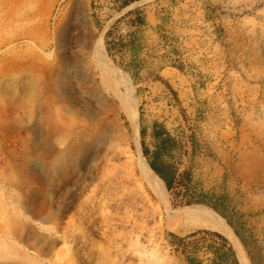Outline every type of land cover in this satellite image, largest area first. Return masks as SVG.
Returning a JSON list of instances; mask_svg holds the SVG:
<instances>
[{
    "label": "rangeland",
    "instance_id": "1",
    "mask_svg": "<svg viewBox=\"0 0 264 264\" xmlns=\"http://www.w3.org/2000/svg\"><path fill=\"white\" fill-rule=\"evenodd\" d=\"M174 2L158 3L161 16ZM125 3L0 0V118L21 123L0 153V264H188L171 233L212 229L164 210L142 183L138 159L175 178L165 186L171 211L204 205L193 200L199 191L226 195L233 219L264 255V163L253 156L238 163L241 117L232 116L231 138L215 142L191 124L196 141L188 159L186 147L171 140L178 131L165 110L170 91L146 92L145 78L157 68L142 53L145 42L128 36ZM193 6L220 28L229 14L231 27L248 29L222 35L225 48L264 65V0ZM258 102L244 126L264 139V95ZM206 109L201 103L200 118ZM197 257L205 258L201 250Z\"/></svg>",
    "mask_w": 264,
    "mask_h": 264
},
{
    "label": "crops",
    "instance_id": "2",
    "mask_svg": "<svg viewBox=\"0 0 264 264\" xmlns=\"http://www.w3.org/2000/svg\"><path fill=\"white\" fill-rule=\"evenodd\" d=\"M160 2L126 0L123 9L130 18L128 36L134 42H145L140 44L142 53L157 68L155 74L145 78L146 92L155 95L162 88L170 91L172 99L165 102V110L177 126L175 139L186 147L191 159L189 135L196 134L191 124H198L203 138L214 142L229 139L238 130V163L249 162L247 157L251 156L262 158L264 163V139L258 130L244 126L246 118L255 116L261 108L258 100L264 95V65L246 52L226 50V40L221 37L232 32L246 34L248 29L231 27L229 14L221 15L218 27L217 19L201 12L200 6H193L195 0H175L167 15L161 16ZM164 19L168 20L167 29L161 31ZM201 103H207L208 109L200 118ZM233 115L242 119L237 130L232 128ZM20 131L17 118H0V153L6 144L15 142ZM224 133L226 137L221 135Z\"/></svg>",
    "mask_w": 264,
    "mask_h": 264
},
{
    "label": "trees",
    "instance_id": "3",
    "mask_svg": "<svg viewBox=\"0 0 264 264\" xmlns=\"http://www.w3.org/2000/svg\"><path fill=\"white\" fill-rule=\"evenodd\" d=\"M163 37L164 35L161 38L164 39ZM161 38L160 40H162ZM189 138V156L193 157L195 152L196 140L193 134L189 135ZM171 140H174L176 144L180 143V141H177L175 137H172ZM159 146L160 143L158 147ZM149 165L162 179L165 186L167 188H170V179L172 178H168L167 175L164 174L162 169H158L157 167H155L152 161H149ZM183 174L187 176L188 172L181 171L179 173L180 176ZM192 196H194L193 200L195 202L202 203L210 207L226 220L228 225L232 228L233 232L243 245L251 264H264V256L260 253V248L256 245V239L251 235L249 236L246 233V229H244V226L239 221H235L232 217L231 212L228 211V207L226 205V195L217 194L210 191H199L193 193ZM171 237V244L175 245L177 248H181L182 253L185 254V260L188 264H239L231 243L224 235L217 231L198 229L186 236H179L171 233ZM200 250L204 253L205 258L199 259L197 257V253Z\"/></svg>",
    "mask_w": 264,
    "mask_h": 264
},
{
    "label": "bare ground",
    "instance_id": "4",
    "mask_svg": "<svg viewBox=\"0 0 264 264\" xmlns=\"http://www.w3.org/2000/svg\"><path fill=\"white\" fill-rule=\"evenodd\" d=\"M96 47H99V46L97 45ZM96 55L98 57V60L102 61L104 59V57L102 58V56H101L102 54L99 51V48H96ZM106 67H108V69L111 71V69L109 68V65H107ZM118 74H119V72H118ZM119 78H120V76H119ZM128 110H130V109H128ZM136 115H134L132 112H130L131 121H132L135 129L137 128L136 127V125H137V116ZM131 162H133V161H131ZM136 165L138 167L137 169H138V173L141 177L142 183L152 192V194L157 199V203L162 204L165 207L164 210H166L171 215L173 213H176V215L178 213H180V215H183L184 217L191 219V221L194 220L195 222L201 224L202 226H204L206 228H209V229H212V230H215V231L221 233L230 241V243L234 247L240 263L241 264H250L248 256L246 254V251H245L243 245L241 244L238 237L235 235L232 228L228 225V223L225 221V219L223 217H221L217 212H215L210 207L204 206L201 204L200 205H189V206H186L184 208H181V209H178L175 211H171L167 206V202H166V198H165V195H166L165 194L166 193L165 192V185H164L162 179L150 168V166L147 163L143 162L141 159L137 160Z\"/></svg>",
    "mask_w": 264,
    "mask_h": 264
},
{
    "label": "water",
    "instance_id": "5",
    "mask_svg": "<svg viewBox=\"0 0 264 264\" xmlns=\"http://www.w3.org/2000/svg\"><path fill=\"white\" fill-rule=\"evenodd\" d=\"M234 252H235V250H234ZM235 254H236V252H235ZM236 256H237V254H236ZM238 258V257H237ZM239 260V259H238ZM239 264H241L240 262H239Z\"/></svg>",
    "mask_w": 264,
    "mask_h": 264
}]
</instances>
